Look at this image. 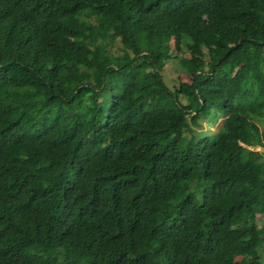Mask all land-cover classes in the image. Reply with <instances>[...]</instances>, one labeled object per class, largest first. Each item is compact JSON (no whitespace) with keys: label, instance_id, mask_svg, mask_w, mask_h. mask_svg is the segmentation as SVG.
<instances>
[{"label":"trees","instance_id":"16d2710c","mask_svg":"<svg viewBox=\"0 0 264 264\" xmlns=\"http://www.w3.org/2000/svg\"><path fill=\"white\" fill-rule=\"evenodd\" d=\"M263 248L264 0H0V264Z\"/></svg>","mask_w":264,"mask_h":264},{"label":"rangeland","instance_id":"374dc122","mask_svg":"<svg viewBox=\"0 0 264 264\" xmlns=\"http://www.w3.org/2000/svg\"><path fill=\"white\" fill-rule=\"evenodd\" d=\"M170 42V41H169ZM172 47L170 42L169 49ZM175 52L171 49L169 55L174 56ZM177 61L172 58H168L165 61H159L156 65L159 74L161 75L165 84L170 88H174L177 80H183L184 76L180 71H177ZM182 100V99H181ZM224 117L219 116L214 123H208L202 120L201 132L206 133L207 136H212L215 133L216 127L220 125ZM212 138V137H211ZM254 151L259 153L258 148H254ZM264 251V248L262 249ZM238 259V258H237Z\"/></svg>","mask_w":264,"mask_h":264},{"label":"clouds","instance_id":"9594fccd","mask_svg":"<svg viewBox=\"0 0 264 264\" xmlns=\"http://www.w3.org/2000/svg\"><path fill=\"white\" fill-rule=\"evenodd\" d=\"M163 62V60H161Z\"/></svg>","mask_w":264,"mask_h":264}]
</instances>
